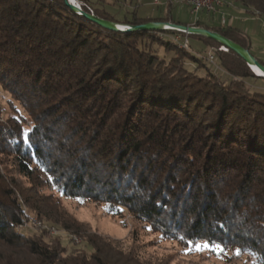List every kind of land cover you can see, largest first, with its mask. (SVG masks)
<instances>
[{"label": "trees", "instance_id": "obj_1", "mask_svg": "<svg viewBox=\"0 0 264 264\" xmlns=\"http://www.w3.org/2000/svg\"><path fill=\"white\" fill-rule=\"evenodd\" d=\"M78 1L105 19L192 24L248 48L224 15L219 24L173 19V0L162 15L134 8L120 18L100 0ZM230 2L264 18V0ZM189 37L214 48L219 69ZM218 46L172 30H108L63 0H0V91L11 110L0 121V264H154L138 227L190 252L207 241L223 249L205 248L212 255L264 264V87L250 83L264 77ZM62 197L95 203L124 225L129 215L131 246L90 233L82 250L18 229L33 215L81 232Z\"/></svg>", "mask_w": 264, "mask_h": 264}, {"label": "rangeland", "instance_id": "obj_2", "mask_svg": "<svg viewBox=\"0 0 264 264\" xmlns=\"http://www.w3.org/2000/svg\"><path fill=\"white\" fill-rule=\"evenodd\" d=\"M76 1L81 5L78 0ZM89 1L96 4L98 0ZM100 2L101 3L96 4L98 7H103L107 12L118 18L122 17L124 14L129 15L134 8H136L137 14L140 17L162 15L166 10L167 4L166 0H158V2L155 3L154 0H100ZM241 10H244V8L236 3H232L229 4L224 13H218V10H216V13L215 11L209 13L199 12L198 14L193 15L190 13L187 4L178 3L173 0V7L170 8V14L173 19L183 22L199 18L201 20H211L215 23L222 22V15H224L226 24H229L230 20L236 17L232 27L237 28L241 35H238L239 33H234L233 36L241 42H244V39L246 38L247 44L250 42L248 44V50L250 53L264 62V18L258 16L252 17V15L247 14L244 11L240 12ZM159 36L167 38L165 33L159 34ZM184 39L187 40L186 37H184ZM145 42L149 44V41H144L143 45H145ZM182 43H180L182 45L179 44L180 47L188 48L187 42L182 41ZM189 45L197 56L203 57V61L208 64L213 71L219 69V65L217 66L214 58V48H209L200 40L192 37H189ZM152 49H155L160 55H163L165 52L164 46L157 42L152 43ZM218 49L226 51L221 46H218ZM171 52L172 51H167L165 54L169 56ZM209 54L212 55L211 58L209 57ZM185 65L191 69L194 68V65L191 63L186 62ZM197 71L202 74L205 73L204 70L198 69ZM250 83L264 87V79H258L255 82L250 81ZM8 98V93L0 91V121L2 122L5 121L11 113ZM62 206L78 222L85 224V227L81 232L72 233L71 231L64 229L59 223L47 219H41L33 215H30V217L25 220L23 225L19 226L18 229L22 230V232L27 235L41 237L46 241L59 238L64 244H72V247L82 250L90 249L84 241V235L90 233H97L104 237L119 241L125 249L131 246L132 241L129 237L131 223L129 215L125 216L127 225H124L117 218L108 215L101 206L92 202L78 203L74 200L62 197ZM138 233V243L145 244L143 245L145 246L144 249L140 250L142 251V256L154 264H255L246 255L232 257V252L230 250L226 251V255H212L205 248L190 252L188 250L186 251L183 246L174 241H157L154 234H148L140 227H138Z\"/></svg>", "mask_w": 264, "mask_h": 264}, {"label": "water", "instance_id": "obj_3", "mask_svg": "<svg viewBox=\"0 0 264 264\" xmlns=\"http://www.w3.org/2000/svg\"><path fill=\"white\" fill-rule=\"evenodd\" d=\"M64 4L68 6L72 11L79 14L83 18L95 23L96 25L103 27L108 30L112 31H119V32H135V31H161V30H172L183 32L185 34H193V35H200L212 40H215L220 44L224 50H231L239 57H241L247 66L249 67L250 71L259 77H264V64L260 62L254 55L250 53L248 48L242 46L241 44L237 43L236 41L228 38L227 36L214 31L209 30L204 27L194 26L192 24H182V23H175L171 21H146L138 24H126L120 23L113 20L102 18L92 11L84 10L81 5L76 2L74 3L72 0H63ZM252 66L259 69L263 74L257 75Z\"/></svg>", "mask_w": 264, "mask_h": 264}, {"label": "built area", "instance_id": "obj_4", "mask_svg": "<svg viewBox=\"0 0 264 264\" xmlns=\"http://www.w3.org/2000/svg\"><path fill=\"white\" fill-rule=\"evenodd\" d=\"M178 3H185L189 6V11L191 14L196 15L199 12H211L215 11L219 6L223 5L224 0H175ZM158 2V0H154V3ZM224 20V17H222V21ZM178 39V38H176ZM183 41L187 42L186 39ZM211 54H209V57L211 58ZM23 224H20L19 226H22Z\"/></svg>", "mask_w": 264, "mask_h": 264}, {"label": "crops", "instance_id": "obj_5", "mask_svg": "<svg viewBox=\"0 0 264 264\" xmlns=\"http://www.w3.org/2000/svg\"><path fill=\"white\" fill-rule=\"evenodd\" d=\"M225 3H226V5H225ZM229 4H231V2H230V0H224V4H223V6H219L217 9H218V13H221V12H223L224 13V11L226 10V8L229 6ZM242 11H244L245 13H247V14H250V15H252V17H256V16H258V15H256V14H253V13H248L246 10H241L240 12H242ZM259 17V16H258ZM236 19V17H234L233 19H231L230 20V25L232 26L233 24H234V20ZM187 22H190V21H187ZM210 23H212V24H219V23H215L214 21H210ZM250 43V42H249ZM248 43V44H249Z\"/></svg>", "mask_w": 264, "mask_h": 264}, {"label": "snow or ice", "instance_id": "obj_6", "mask_svg": "<svg viewBox=\"0 0 264 264\" xmlns=\"http://www.w3.org/2000/svg\"><path fill=\"white\" fill-rule=\"evenodd\" d=\"M180 239L183 240L184 238L183 237H180ZM188 243L189 244H192L193 242L192 241H189ZM194 246H195V248L197 250H201L203 248H209V247H211L213 250H216V249H220L221 251L223 250L220 245L209 244V242H207V241H204L203 243H195ZM187 250H189V249H186V251Z\"/></svg>", "mask_w": 264, "mask_h": 264}, {"label": "bare ground", "instance_id": "obj_7", "mask_svg": "<svg viewBox=\"0 0 264 264\" xmlns=\"http://www.w3.org/2000/svg\"><path fill=\"white\" fill-rule=\"evenodd\" d=\"M74 3H76L77 1L76 0H72ZM180 41V40H179ZM183 44V43H182ZM182 44H180V45H182ZM183 46H185V45H183ZM186 47V46H185ZM252 68H253V70H254V72L257 74V75H262L263 73L259 70V69H257L256 67H254V66H252Z\"/></svg>", "mask_w": 264, "mask_h": 264}]
</instances>
